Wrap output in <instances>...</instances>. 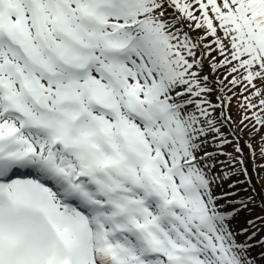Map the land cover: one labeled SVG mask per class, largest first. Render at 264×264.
<instances>
[{"label": "snow or ice", "instance_id": "snow-or-ice-1", "mask_svg": "<svg viewBox=\"0 0 264 264\" xmlns=\"http://www.w3.org/2000/svg\"><path fill=\"white\" fill-rule=\"evenodd\" d=\"M233 106L264 144V0H0V264H255Z\"/></svg>", "mask_w": 264, "mask_h": 264}, {"label": "rangeland", "instance_id": "rangeland-1", "mask_svg": "<svg viewBox=\"0 0 264 264\" xmlns=\"http://www.w3.org/2000/svg\"><path fill=\"white\" fill-rule=\"evenodd\" d=\"M193 35H196V33H193ZM205 72H207V69H205ZM231 113L237 121L234 125L235 132L241 139L238 142L233 141V143L225 145L222 149L213 146L211 143L202 145L201 151L197 155L199 157L203 156L205 152L211 153V155L199 160V164L206 172H209L210 179H215V182L211 185L212 193L220 197L217 202L224 205L223 211L236 210L232 219L228 221L229 225L238 228L240 232L237 234L238 242L253 245L249 249V253L254 257L255 264H264V255H261V253H264V245L256 243L257 240L264 239V222L258 223L259 233L251 240L248 237L253 229L247 223L250 219L264 215V211L261 209L264 208V167H261V165H264V154L260 151L264 144H261V137L256 136L255 139H252L247 130H241L238 123L240 117L234 106L231 108ZM211 136L210 133L209 141H211ZM237 144L243 148L242 152H236ZM248 144L253 146L254 152L250 151ZM221 153H231V157ZM241 160L243 163H241ZM245 169H247V172H245ZM253 185L260 192V196L255 201V204L259 207L249 205L247 208L242 209L238 201L244 199L245 193L243 190L248 189L250 193ZM227 193H237L238 195H226ZM245 203H247L246 200ZM245 228L249 230L248 233H242L241 230Z\"/></svg>", "mask_w": 264, "mask_h": 264}, {"label": "bare ground", "instance_id": "bare-ground-1", "mask_svg": "<svg viewBox=\"0 0 264 264\" xmlns=\"http://www.w3.org/2000/svg\"><path fill=\"white\" fill-rule=\"evenodd\" d=\"M232 224H233V222H232ZM230 227L232 228V230H233L236 234H239V233H240L239 230H238V228H234L232 225H231Z\"/></svg>", "mask_w": 264, "mask_h": 264}]
</instances>
